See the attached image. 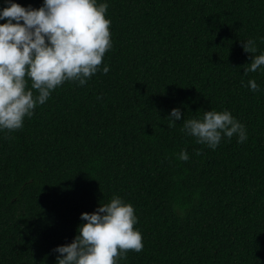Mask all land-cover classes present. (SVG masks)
Wrapping results in <instances>:
<instances>
[{
    "label": "trees",
    "instance_id": "obj_1",
    "mask_svg": "<svg viewBox=\"0 0 264 264\" xmlns=\"http://www.w3.org/2000/svg\"><path fill=\"white\" fill-rule=\"evenodd\" d=\"M97 3L111 20L101 70L0 131V264H57L81 213L113 195L134 207L143 237L118 264H264V66L244 75L242 48L253 39L264 53V0ZM209 110L229 111L247 140L211 149L181 131Z\"/></svg>",
    "mask_w": 264,
    "mask_h": 264
},
{
    "label": "clouds",
    "instance_id": "obj_2",
    "mask_svg": "<svg viewBox=\"0 0 264 264\" xmlns=\"http://www.w3.org/2000/svg\"><path fill=\"white\" fill-rule=\"evenodd\" d=\"M107 10L108 4L97 0H43L35 9L8 0L0 10V20L6 21L0 24V131L21 129L25 118H31L58 87L65 82L84 86L101 70L112 48ZM242 48L251 58L244 75L264 66V53L253 55L255 40L243 42ZM109 70L104 66L102 72ZM248 86L253 92L260 90L254 79ZM181 115L178 108L172 109L168 126L175 127ZM181 131L211 149L234 135L238 143L248 138L245 126L227 110L184 119ZM177 158L187 161V151L181 150ZM80 219L85 223L78 226L73 241L54 249L59 253L57 264H118L128 252L143 250L135 209L119 195L100 203L93 213H81Z\"/></svg>",
    "mask_w": 264,
    "mask_h": 264
}]
</instances>
